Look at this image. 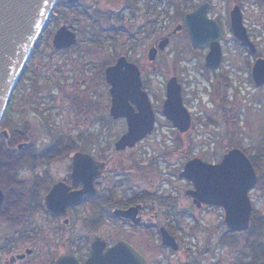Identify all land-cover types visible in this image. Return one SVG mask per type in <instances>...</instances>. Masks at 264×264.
Segmentation results:
<instances>
[{"label": "rangeland", "instance_id": "rangeland-1", "mask_svg": "<svg viewBox=\"0 0 264 264\" xmlns=\"http://www.w3.org/2000/svg\"><path fill=\"white\" fill-rule=\"evenodd\" d=\"M58 1L60 0H56L42 31L34 41L32 50L36 47L39 51L31 59L29 52L18 75L13 90V98L17 97V99L13 100V105H10L12 107H8V111L11 110L14 120L22 128V104L17 102L19 93L31 83H35L36 77L40 85L39 95L42 96L39 103L40 111L32 112L28 108L25 112V115L31 118L30 128L27 131L35 136L32 148L35 151H43L47 147L62 144L60 142L62 138L63 145L59 146L62 152L70 150L71 141L78 147L83 146L90 151L108 153L115 167L108 175L109 183L116 185L113 187L114 191L118 190L121 194L128 195L133 193L132 187L149 189L157 195L171 194V200L177 205L178 203L184 205V216L181 219L184 228L178 239V249L167 251L157 244L153 251L154 264H264V192L260 188L253 191V211L261 219L258 223V225L261 223V228L258 226L249 237L250 235L245 231H232L228 228L222 207L213 205L197 207L191 197L185 193V189L192 185L191 181L186 177L182 180L178 176L177 168L182 166L183 161L185 164L190 154L200 153L201 142L207 140L206 136L210 137L209 133L212 130L218 129L209 125L204 129L207 131L205 133L197 121L196 127L189 134L191 137H184V154L178 148L177 151L173 150L174 142L171 139L174 132L162 113L161 100L165 96L168 77L176 74L180 80L184 77V91L189 99V104H185L196 120L202 119L208 110L215 107L209 93L211 83L214 81L212 80L214 72L204 70L202 64L204 48L192 47L186 35L179 32L170 39L167 47L160 50L154 60L148 59L151 43L166 35L168 29L174 28L182 10L189 8L198 0H164L168 13L163 6L158 9L157 14L150 13L151 18L156 19L155 23L158 24L154 31L147 27L145 31H141L138 22L145 18L140 15L142 11L126 7L122 0H85L88 11H91L87 14L84 10L75 11V8L65 5L64 2L58 4ZM136 2L141 6L140 2L137 0ZM215 2L217 6L219 3L222 7V0ZM176 5L179 7L177 8ZM109 10L112 12H108ZM91 16L97 19L94 21ZM113 23L115 29H105ZM148 23L149 18L145 21V25ZM62 24L76 31L77 41L71 49L58 51L53 45V36ZM226 50L228 59L225 60L223 69L233 76V81L244 80L247 77L248 65L245 63L243 53L231 42L227 44ZM121 54L129 56L139 65L142 76L150 80L147 88L151 93L159 95V99L153 102L158 116L155 132L129 151H118L114 147L115 141L126 130L127 124L125 119H115L109 114L111 102L107 91L109 84L102 79L105 62H108V59L113 61ZM101 71L100 76L98 73ZM247 86V83H243L242 87ZM5 121L4 115L0 122L1 127L7 125ZM17 146H13L16 151H18ZM21 149V151L28 150L26 146ZM167 151L174 153L164 158L163 152ZM133 158H136L141 165L133 166ZM67 162L63 158L56 160L54 166L48 170L50 173L52 170L55 177L63 176ZM41 168V165L29 166L26 161L20 160L16 169L9 168L8 173L0 178L2 180L4 178L6 182L3 181L8 185L12 184L9 192L16 194L14 186L21 191L24 180ZM17 199L8 198V203L14 205ZM151 199L156 200L153 209L158 211L159 220L172 219L168 215L169 210L166 206L168 202L162 203L160 197ZM39 224L48 229L44 232L49 235L38 233ZM55 227V223L43 219L33 221L28 228L34 233L32 236L34 240H29V244L37 245V241H40L42 243H38L37 247H45L49 241L57 245L63 240L65 242L71 240L67 239L69 226L63 236L57 233ZM84 228L82 225L80 234L73 236L76 241L72 242V245L83 242L82 246L86 248ZM70 248L74 247L70 246Z\"/></svg>", "mask_w": 264, "mask_h": 264}, {"label": "flooded vegetation", "instance_id": "flooded-vegetation-1", "mask_svg": "<svg viewBox=\"0 0 264 264\" xmlns=\"http://www.w3.org/2000/svg\"><path fill=\"white\" fill-rule=\"evenodd\" d=\"M137 1L141 3V6L138 5L136 0H122L126 7L132 9L135 8L137 11L141 10L144 12H141L140 15L145 16V18L142 20L139 19L140 21L138 22V25H141L139 27L141 31H145V27L154 31L158 27V24L155 23L156 19L151 18L152 16H150V13L153 12V14H157L158 9L162 6L163 9L166 10L167 7L165 6L164 0ZM63 2L65 5L75 8V11L79 9L86 11V14L87 12L91 13V11H88L89 9H87V2L85 0H60L58 1V4ZM176 6L177 8L179 7V5ZM196 10H199V15L197 16L198 19H196L197 25L203 30L198 42L199 44L194 43L190 26L186 19L188 13ZM234 10L241 18V22L245 28L246 36L249 41L248 44H244L234 31L232 25V12ZM161 11L163 12V10ZM166 11V13H168V10ZM103 12L101 11V13ZM108 12L112 11L109 10ZM147 18H149V23L148 25H145ZM91 19H94L95 21L97 17L91 16ZM115 28L116 26L114 23L105 27L106 30ZM168 31L169 32L166 31V35L161 36L157 41H153L149 49L153 46L159 47V43L162 39L167 38V43L170 42V39L173 38L175 34L182 32L183 35H186V38L192 47L204 48V52L202 53L204 70L214 72L212 75V80L214 81L211 83L212 87L209 88V93L212 100H214L215 107L212 110H208L207 114L203 116L202 119L198 120L195 119L194 115H192V111H190L187 106L189 104V99L184 91V77L182 80H180L176 74L168 77L166 81L165 96L162 97L161 101L162 113L165 116L168 125L174 132V136H172L171 139V141L174 142L173 150L176 149L177 151L178 148L183 151L184 154V137H191L189 134H191L196 127L197 121L198 124L202 126L203 131L209 125H213L214 128H217L218 130L215 129L209 133L210 137L203 135L206 136L207 140L201 142L200 153L190 154L188 159L199 157L207 162L218 163L229 150H241L249 158L256 172V182L248 191L252 202L253 212V191L260 188L264 192V81L257 82L253 73L255 62L258 59H264V0H222V7L219 3L217 6L215 0H198L197 2H193L189 8L182 10L181 17L177 24L171 30L168 29ZM76 41L73 45L67 47H54L58 51H64L66 49H71ZM230 42L243 53L245 63L248 65L247 77L242 81L241 79L233 81V76L223 69V64L225 60L228 59L226 47ZM167 43L163 48H158L156 56L160 53V50H163L168 46ZM212 43L219 44L222 49V58L216 67L205 65L206 56ZM35 48L33 50L31 48L30 50V59L39 51L38 48ZM121 55L116 56L113 61H109L108 59V62H105L103 67L104 77H102V79L109 84L107 91H109L110 98L111 84L106 79V67L115 63L116 59ZM126 58L129 61L136 63L131 60L129 56H126ZM148 59L154 60L155 58L150 59L148 55ZM153 67L155 68V65ZM98 74L101 76L102 71ZM174 75L181 84L182 102L190 112L191 116L190 125L185 130L177 126L163 111L164 102L167 98V82ZM140 76L142 79V89L147 93L155 114L154 126L150 132L138 139L133 146L116 149L114 143V147L118 151L135 149L140 143L148 139L158 126V116L154 103L159 99V95L149 91L147 85L150 80L148 78L145 79L142 76L141 69ZM34 80L35 83H31L28 88L23 89L22 92L19 93L20 97L17 102L22 104V128H20L18 123L14 120V117L11 115V110L8 111V107L13 105V100L15 101L17 99V97L13 98V90L15 86L11 91L4 114L6 116L5 123H7V125L3 127L0 126V131L4 134L5 132L3 130H7V134H5L6 137H10L11 135V143L13 146H17L19 143H24L22 148L24 146L28 148L27 151H21L22 149L19 148L18 145V151H16L14 147V150L9 153L11 158L24 160L29 166H42L40 171H36L35 174L30 176V178L24 180L25 183L21 187V189H23L19 192L20 194L17 193V191L14 192L16 194H10L8 190L12 184L0 185V189L3 192V198L0 202V264H56L57 259L64 254H73L77 257L78 261L84 263L92 253L95 243L103 244V250L105 251L120 240L130 242L142 254L146 264H154L153 251L157 244L167 251L170 249L177 250L179 247L178 239L181 230L184 228L181 223L182 216H184V205L181 206V204L178 203V206L174 200H171V194L166 196L158 194V196L157 193L150 192L149 189L141 190L134 187H132L133 193H128V195H123L118 190L114 191L113 187H116V185L109 183L108 175L113 169H115V167L112 165L110 154L105 152L90 151L83 146L78 147L76 143H72L71 141V146L69 147L70 150L66 152L60 151L59 145L51 148L47 147L43 151H35L32 148L31 145L35 142V136L32 135V133L29 134V131H27L30 128L31 118L26 116L25 112L28 108H30L32 112H39V103H41L40 100L42 99V96L39 95L40 85L38 84V80L36 77ZM233 83H235V85ZM243 83H247L248 86L242 87ZM131 104L135 111H138L137 104L133 101ZM112 117L115 119H125L127 127L122 133L124 134L128 130L127 117ZM204 132L207 133V131ZM77 151L92 156L99 163L102 162L103 166L101 172L95 175L92 179V184L88 187V192H85L79 200L72 202L68 200L66 195L70 192L83 189L85 182L88 183L85 179H77L72 175L74 154ZM171 153L174 152H163L164 158ZM62 158L68 161L65 174L60 177H55V175L52 174V170L50 173L48 169L54 166L56 160H61ZM132 164L133 166L141 165L136 158H133ZM183 169L184 161L182 166L177 168L178 176L181 177L182 180H184V175L181 174ZM113 181L114 180H112V182ZM58 182L64 184L62 185L64 192L55 196L54 199H64L65 206L63 208L59 206L57 210H54L47 205L46 195ZM191 183L192 185L185 189V193L188 188L194 186L192 181ZM14 188L17 187L14 186ZM189 196L192 199V196ZM153 197H160L162 203L168 202V204H166L169 210L168 215L172 219L168 218L167 221L159 220L160 217L158 211L153 209V206L156 203V200L151 199ZM8 198L18 199L14 205H10L8 203ZM203 205L222 207L220 205L208 203H202L200 206ZM135 206L136 208L133 216H126L117 212L119 209L125 210L129 207ZM41 218L47 222L55 223V229H57V233L61 236L64 235L69 226L70 229L68 231L69 235L67 239H71V242H65L63 240L56 245L49 241L47 246L37 247L38 243H40V241H37V245H30L29 240H34V237H32L34 236V233L30 232L28 227L33 221H42ZM117 224H120L121 227H116L115 225ZM41 225L42 224H39V226H37L38 233L43 232V234H45L48 229L46 230L45 227H42ZM82 225L85 227L84 234L86 236V248L82 246L83 242L77 241V244H71L76 241L73 236L80 234V231L82 230L80 227ZM250 227L251 218L249 228ZM45 230L46 232H44ZM164 230L175 239L177 247L172 246V244L164 243ZM46 234L49 235L48 233ZM30 237L31 239H29ZM70 246H73L74 248H70Z\"/></svg>", "mask_w": 264, "mask_h": 264}, {"label": "water", "instance_id": "water-1", "mask_svg": "<svg viewBox=\"0 0 264 264\" xmlns=\"http://www.w3.org/2000/svg\"><path fill=\"white\" fill-rule=\"evenodd\" d=\"M74 1V0H69ZM56 0H0V122L5 114L8 100L17 80L15 76L27 59L28 54L46 19L49 17ZM198 12L188 13L186 19L190 26L192 39L199 44L202 29L197 25ZM232 25L236 35L248 44L245 28L240 16L232 12ZM77 40L75 31L62 24L53 36L55 47H67ZM167 38L162 39L159 47L149 49L150 59H154L158 48H163ZM222 58L219 44L212 43L206 56L205 65L216 67ZM257 82L264 81V59H258L253 66ZM18 79V78H17ZM106 79L111 84L110 114L114 117L126 116L128 130L115 142L116 149L133 146L135 142L150 132L154 126L155 114L147 93L142 89V79L138 65L129 61L126 56H119L115 63L106 67ZM135 102V111L131 102ZM164 113L181 129L190 125V112L182 102L181 84L177 77L172 76L167 82V98L164 102ZM7 134V130H3ZM24 143H19L22 148ZM102 162L92 156L77 151L74 154V178H83L85 186L78 191L66 195L69 201L79 200L92 184L95 175L101 172ZM193 182V187L186 193L192 196L196 206L202 203L216 204L224 209V220L232 231H244L249 228L252 202L249 189L256 182V172L249 158L239 149L229 150L218 163L207 162L199 157L188 159L181 172ZM61 182L56 183L46 195L47 205L57 210L65 206L62 200L54 199L64 192ZM3 192L0 189V202ZM135 207L119 209L118 213L133 216ZM163 241L177 247L175 239L164 230ZM103 244L95 243L92 253L84 263L78 261L73 254L61 255L56 264H146L142 254L128 241L120 240L103 250Z\"/></svg>", "mask_w": 264, "mask_h": 264}, {"label": "trees", "instance_id": "trees-1", "mask_svg": "<svg viewBox=\"0 0 264 264\" xmlns=\"http://www.w3.org/2000/svg\"><path fill=\"white\" fill-rule=\"evenodd\" d=\"M60 142L62 144H58V145L60 147H62V145H63V139L62 138H61ZM12 150H14V149H13V144L11 143V135H10V137H6L5 134L0 131V177H3L5 173H8L7 170L9 168H10V170L11 169L14 170L19 165V162L21 159L11 158L9 155V153ZM23 151H25V149ZM3 180H4V178H3ZM3 180L0 178V185H7L5 183L6 180H4L5 182ZM14 189L17 191V193L20 192V190L18 188H14ZM260 221H261V219L258 218L257 214L254 213V211H253L252 216H251V222H252L251 227L249 229L245 230V232L250 235L249 237H251V235H252L251 232L254 231L255 229H257L258 226H259V228H261V223H260V225H258V223Z\"/></svg>", "mask_w": 264, "mask_h": 264}, {"label": "bare ground", "instance_id": "bare-ground-1", "mask_svg": "<svg viewBox=\"0 0 264 264\" xmlns=\"http://www.w3.org/2000/svg\"><path fill=\"white\" fill-rule=\"evenodd\" d=\"M26 60H27V59H25V60H24V62L22 63V66H21V68H19V70H18V72H17V74H16V76H15V79H16V80H17V78H18V75H19V73H20V71H21V69H22V67H23L24 63L26 62Z\"/></svg>", "mask_w": 264, "mask_h": 264}]
</instances>
